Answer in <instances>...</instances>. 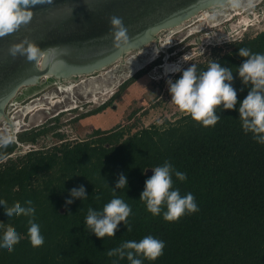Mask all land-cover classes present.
<instances>
[{
	"label": "trees",
	"instance_id": "16d2710c",
	"mask_svg": "<svg viewBox=\"0 0 264 264\" xmlns=\"http://www.w3.org/2000/svg\"><path fill=\"white\" fill-rule=\"evenodd\" d=\"M240 48L264 54V31L227 45L228 50L212 60L232 68L237 92L236 107L223 110L221 105L216 113L221 119L214 126L203 127L186 115L126 137L119 131L99 132L95 143L86 140L47 152L30 151L0 163V200L22 207L31 200L35 208L32 217L8 218L0 206V237L7 226L20 235L11 253L0 248V264H129L126 257H109L107 252L146 236L162 240L165 247L155 261L139 257L142 264H264V144L246 133L239 119V105L251 87L236 73L243 63L237 55ZM209 63L196 64L197 73L207 70ZM31 134L1 145L0 157L10 155L17 143H34L37 135ZM165 161L186 174L180 181L173 173V190L181 196L191 193L199 209L174 222L163 219L164 208L153 216L139 200L151 169ZM121 174L127 185L116 189L115 196L130 206L131 213L113 237L97 239L85 228L88 209L102 210L113 198L112 188ZM80 186L87 198L66 205L71 190ZM29 219L44 237L38 248L27 235Z\"/></svg>",
	"mask_w": 264,
	"mask_h": 264
},
{
	"label": "rangeland",
	"instance_id": "374dc122",
	"mask_svg": "<svg viewBox=\"0 0 264 264\" xmlns=\"http://www.w3.org/2000/svg\"><path fill=\"white\" fill-rule=\"evenodd\" d=\"M250 1L236 0V5L233 6L228 0L219 6L207 8L205 11L209 16L204 21L193 19L203 10L199 11L188 20L176 25H184L185 29L170 37L167 36V31L176 26L156 32L150 41L137 49L127 51L100 70L61 82L65 87H69L65 85L66 82L74 81L73 90L62 93L61 87L48 83L45 78L40 79L39 83L43 85L39 90L33 91L32 96L14 105L15 107L10 105L11 101L5 105V115L9 122L0 118V127H4L0 130V142L5 140L9 144L13 142L11 141L14 136L13 123L22 125V121L26 124L30 121V126H33L30 131L33 133L31 136L36 134L39 143L35 141L33 145L17 144L13 152L0 163L4 164L7 160L14 161L36 149L47 152L53 147L74 145L86 140L95 143L101 136L99 132L119 131L126 137L151 126L159 127L164 121L173 123L188 115L180 112L170 103L171 97L166 81L179 79L182 72L165 74L159 68L166 60L165 56L163 59L161 57L162 51L176 52V55L169 56L171 62L181 61L183 56L176 59L175 57L189 51L188 63L180 64L183 71L190 67L191 63H209L216 56L226 52L229 44L252 39L264 31V0ZM190 29L195 31L189 34ZM166 41H168L167 47L161 48ZM153 47L157 48L156 60L150 64H142L139 69L141 71L130 75V66L126 64L127 58L136 51L149 50ZM182 48L184 49L179 53ZM139 60L135 64L142 63V58ZM91 77L94 79L92 83L89 81ZM112 81L113 86L110 90H106ZM45 96L54 99H40ZM37 99L45 102L43 111L25 117L17 114L23 106ZM57 101L59 102L56 103ZM60 111L62 112L59 113ZM97 111L100 113L91 115ZM49 115L56 117L48 120ZM36 124L38 126H34ZM19 127L21 129L23 126ZM20 129H17V136L20 135ZM38 129L41 130L34 131Z\"/></svg>",
	"mask_w": 264,
	"mask_h": 264
},
{
	"label": "clouds",
	"instance_id": "9594fccd",
	"mask_svg": "<svg viewBox=\"0 0 264 264\" xmlns=\"http://www.w3.org/2000/svg\"><path fill=\"white\" fill-rule=\"evenodd\" d=\"M46 2H51V0H0V38L18 31L21 25H26L33 15L30 9ZM229 2L233 6L236 5V0H229ZM109 25L111 29L115 30L114 36L117 41L126 39L127 29L121 17H109ZM183 49L178 52L180 53ZM10 51L13 56L16 54L24 55L29 61L37 59L40 54L38 46L27 38L20 43L11 45ZM164 53L165 59H169L171 55H176L174 50L164 51ZM189 55V51H186L176 56L175 59L183 56L181 62L188 63ZM237 55L243 58V63L236 68L238 78L243 85H251L238 108L242 129L246 133H252L253 138L258 143L264 144V54L251 53L247 48H240ZM164 71L165 74L182 72L179 79L166 81L171 97L170 103L175 105L180 112L188 114L193 121L200 123L203 127L214 126L221 119L216 114L221 105L223 110H233L237 105V92L232 87L233 71L231 67H222L218 62L210 60L207 70L199 74L196 64L193 63L183 71L180 63L171 66L166 65ZM0 143L6 144L7 141ZM0 159H6V157H0ZM151 170L153 174L145 180L144 189L139 198L145 203L148 212L156 216L160 215L162 208H164L163 219L167 222H174L185 212L191 214L199 210L191 193L181 196L178 189L173 190V173L176 179L180 181L186 179L185 173L175 171L168 161ZM126 185L127 178L121 174L115 187L112 188L113 198L103 206L102 210L88 209L85 228L97 239H104L106 236L113 237L118 225L125 224L127 221L131 208L123 199L115 196V190L126 188ZM70 196L71 199L65 201L66 205H70L74 199L83 200L87 198L83 186L73 188ZM25 205L22 207L17 202L13 206H9L5 200H0V206H3L8 218L21 215L32 217L35 212L32 201H26ZM28 223L30 226L27 235L30 244L32 247L38 248L43 245L44 237L40 233L38 224L32 219H29ZM3 226V223H0V227ZM126 229L131 231L130 226ZM19 241L20 235L13 227L7 226L2 237H0V248L11 253ZM164 247L165 244L162 240L146 236L139 241H125L118 248L108 251L107 255L109 257L118 256L120 259L126 257L129 264H142L139 257L142 256L146 260L155 261L163 255Z\"/></svg>",
	"mask_w": 264,
	"mask_h": 264
},
{
	"label": "water",
	"instance_id": "95a60500",
	"mask_svg": "<svg viewBox=\"0 0 264 264\" xmlns=\"http://www.w3.org/2000/svg\"><path fill=\"white\" fill-rule=\"evenodd\" d=\"M226 1L51 0L33 6L26 25L0 38V118L19 89L43 78L75 79L98 71L150 41L156 32ZM111 16L123 19L126 39H115V30L109 25ZM25 38L38 46L37 59L11 54V45Z\"/></svg>",
	"mask_w": 264,
	"mask_h": 264
},
{
	"label": "bare ground",
	"instance_id": "6f19581e",
	"mask_svg": "<svg viewBox=\"0 0 264 264\" xmlns=\"http://www.w3.org/2000/svg\"><path fill=\"white\" fill-rule=\"evenodd\" d=\"M248 1H250V0H248ZM250 3H252V1H250ZM241 15V14H240ZM197 16V15H196ZM208 16H209V14H208V12L207 11H205V10H203L202 11V13L199 15V16H197V17H195V18H193L194 20H197V21H204V20H206L207 18H208ZM194 20H191L192 22L194 21ZM191 23V22H190ZM246 23V22H245ZM244 23V24H245ZM246 25V24H245ZM185 29V26L183 25H179V26H176V27H174V28H172V29H170L169 31H167L168 32V34H167V36H173L174 34H177V33H180L181 31H183ZM197 29V28H196ZM193 31H195V29H190L189 31H188V33L190 34L191 32H193ZM167 39V38H166ZM168 41H169V39H168ZM168 41H166L165 42V45H163V46H161V48H166L167 47V43H168ZM156 51H157V49H156V47H153V48H150L149 50H146V49H142V50H139V51H136L135 52V56H130V57H128L127 58V62L132 66L131 67V71H130V74L131 73H134V72H136V70L137 69H140V67H141V65L142 64H149V63H151L152 61H154L155 60V58H156V55H157V53H156ZM134 55V54H133ZM142 58V63H140L139 65H137V64H135L137 61H135V59L134 58ZM164 62V65L163 66H161L160 68L163 70V72L165 73V71H164V68H165V66L166 65H168V66H171V65H175V64H177V63H180L181 64V61H178V62H171V61H169V59H166L165 61H163ZM170 73V72H169ZM168 73V74H169ZM89 81H90V83H92V81H94V79H92V77L89 79ZM72 83H73V81H72ZM113 84H114V82L112 81L110 84H109V87L108 88H106V90H110V88L113 86ZM74 86V85H73ZM72 85L71 86H69V87H65V86H63V87H61V90H65V91H69L72 87H73ZM63 88V89H62ZM114 89V88H113ZM95 90V89H94ZM101 91H103V90H101ZM41 100L43 99H48V100H52L53 99V97H42V98H40ZM40 99H37V100H35V101H32V102H30L27 106H25L24 108H22V109H17V110H19V112L17 113L19 116H27V115H35L36 113H38V112H41L43 109V102L40 100ZM53 102V101H52ZM16 114V115H17ZM18 127H19V123H17L16 122V124H14V132L15 131H17V129H18Z\"/></svg>",
	"mask_w": 264,
	"mask_h": 264
},
{
	"label": "flooded vegetation",
	"instance_id": "af4514ba",
	"mask_svg": "<svg viewBox=\"0 0 264 264\" xmlns=\"http://www.w3.org/2000/svg\"><path fill=\"white\" fill-rule=\"evenodd\" d=\"M157 49V48H156ZM162 51V50H161ZM163 53H161V55H163V56H161L162 57V59L164 58V56H165V53H164V51H162ZM131 56H135V53H134V55H131ZM159 58H160V56H159ZM135 59V61H137V62H139L140 60L139 59H141V58H134ZM155 60H156V58H155ZM154 60V61H155ZM153 62V61H152ZM126 64L127 65H129L130 67V71H131V65L127 62V60H126ZM150 64V63H149ZM164 64V62L159 66V68L162 66ZM141 69V68H140ZM139 71H141V70H139V69H137L136 70V73H138ZM135 73V72H134ZM134 73H131V74H134ZM130 74V75H131ZM72 78H74V77H71V78H68V79H72ZM68 79H56V78H54V77H51V78H48L47 80H48V83H52V84H54V85H57V86H59V87H63L64 85L63 84H61V82L62 81H65V80H68ZM73 83L75 84V82L73 81ZM73 84V85H74ZM43 84H41V83H36L35 85H33V86H28V87H24V88H21V89H19L18 90V92L16 93V95L15 96H13L9 101H11V104L10 105H12V106H16L17 104H20V103H22L26 98H28L29 96H32L33 95V91H36V90H39L40 88H41V86H42ZM65 85H69V86H71L72 85V80L71 81H67L66 82V84ZM63 89V88H62ZM70 90H73V87L70 89ZM69 90V91H70ZM64 92H67V91H65L64 89L62 90V93H64ZM68 94V93H67ZM46 97V96H45ZM54 99V98H53ZM44 100H48V99H44ZM8 101V102H9ZM43 102V106H45V102L44 101H42ZM59 101H57L56 103H58ZM10 103V102H9ZM47 104V103H46ZM14 106V107H15ZM23 108H24V106H23ZM43 110H44V108H42ZM42 110V111H43ZM3 112H4V117H1V119H4V121L5 122H7L8 121V119H7V117H6V115H5V109L3 110ZM62 111H60L59 113H61ZM45 113H49V112H45ZM57 115V114H56ZM56 115H49L48 117H47V119L49 120L50 118H52V117H56ZM27 116H29V115H27ZM25 117V116H24ZM9 122V121H8ZM12 126H13V128H14V123L12 124ZM19 126H23L21 129H20V127H18V130L20 129V133L19 134H28V135H30L31 134V132L30 131H32V129H33V126H30V121H28V123L26 124V123H24L23 121H22V125H19ZM34 126H38V124H36V125H34ZM40 128H42L43 129V127H40ZM2 129H4V127L3 128H1L0 127V130H2ZM39 130H41V129H38V130H34V131H39ZM33 131V132H34ZM17 134H18V131H15L14 132V136H13V139L11 140V141H14V142H17V138H18V136H17ZM36 141H38V143H39V140H38V138H36ZM25 143H31L32 145H33V143L31 142V141H29V142H25ZM17 144H22V143H17ZM1 145V144H0ZM35 151H42V149H36ZM9 156V155H8Z\"/></svg>",
	"mask_w": 264,
	"mask_h": 264
}]
</instances>
